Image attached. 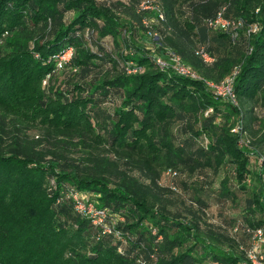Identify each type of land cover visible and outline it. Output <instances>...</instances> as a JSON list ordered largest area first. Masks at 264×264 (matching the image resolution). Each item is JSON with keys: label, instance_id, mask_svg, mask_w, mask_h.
<instances>
[{"label": "trees", "instance_id": "trees-1", "mask_svg": "<svg viewBox=\"0 0 264 264\" xmlns=\"http://www.w3.org/2000/svg\"><path fill=\"white\" fill-rule=\"evenodd\" d=\"M258 229L264 0H0V264H239Z\"/></svg>", "mask_w": 264, "mask_h": 264}, {"label": "built area", "instance_id": "built-area-1", "mask_svg": "<svg viewBox=\"0 0 264 264\" xmlns=\"http://www.w3.org/2000/svg\"><path fill=\"white\" fill-rule=\"evenodd\" d=\"M143 8H151V6L147 2L142 3ZM210 25L212 26H220V27H229L231 24L229 21L223 19L222 17H217ZM71 50L66 51L62 55H59L58 66L60 67L62 63L68 61L71 57ZM202 54V52H201ZM205 61L210 62L211 58L205 54H202ZM157 63L159 65L165 66V64L158 59ZM173 68L176 72L183 76H189L193 78H197L196 75L187 67L180 63L178 57H173ZM210 87L216 89L219 95L224 97H230L231 100L234 101V96L231 91L232 79L228 78L225 83L221 85H214L208 83ZM73 199L76 203V210L79 213L86 215L90 218L94 225L102 224L106 217L107 211L96 209L89 201L87 196L74 194ZM246 261H242L239 264H264V229H258L251 233V241L250 248L246 253Z\"/></svg>", "mask_w": 264, "mask_h": 264}, {"label": "rangeland", "instance_id": "rangeland-1", "mask_svg": "<svg viewBox=\"0 0 264 264\" xmlns=\"http://www.w3.org/2000/svg\"><path fill=\"white\" fill-rule=\"evenodd\" d=\"M98 1H105V0H98ZM145 9H148V8H145ZM144 47H145L146 49H151V48H152L150 43L145 44ZM260 113H261V111H260ZM165 175H166V174H165ZM180 178H182V180H183V179H185V176L182 175ZM165 180H167V179H165V177H164V175H163V179H162V181H165ZM219 180H220V176H219L218 178H215V181H214V183H213V187H214V188L217 187ZM241 198H243V197H240V199H241ZM240 202H241V201L239 200V204H241ZM227 208H229V206H227ZM232 209H233V210H230V213H228V216H229V214H231V216H237V209H235V208H233V207H232ZM228 210H229V209H228Z\"/></svg>", "mask_w": 264, "mask_h": 264}]
</instances>
